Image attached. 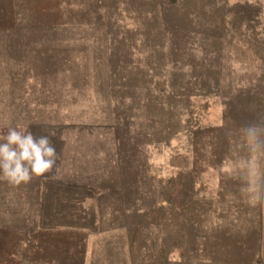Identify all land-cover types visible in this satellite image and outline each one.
Instances as JSON below:
<instances>
[{"label": "rangeland", "instance_id": "374dc122", "mask_svg": "<svg viewBox=\"0 0 264 264\" xmlns=\"http://www.w3.org/2000/svg\"><path fill=\"white\" fill-rule=\"evenodd\" d=\"M0 264H264V0H0Z\"/></svg>", "mask_w": 264, "mask_h": 264}, {"label": "clouds", "instance_id": "9594fccd", "mask_svg": "<svg viewBox=\"0 0 264 264\" xmlns=\"http://www.w3.org/2000/svg\"><path fill=\"white\" fill-rule=\"evenodd\" d=\"M53 135L34 136L28 125L9 126L0 135V179L16 186L52 170L57 155L49 139Z\"/></svg>", "mask_w": 264, "mask_h": 264}]
</instances>
